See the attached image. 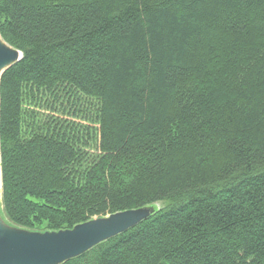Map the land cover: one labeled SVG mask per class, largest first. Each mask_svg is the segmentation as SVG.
Segmentation results:
<instances>
[{"label":"trees","instance_id":"trees-1","mask_svg":"<svg viewBox=\"0 0 264 264\" xmlns=\"http://www.w3.org/2000/svg\"><path fill=\"white\" fill-rule=\"evenodd\" d=\"M0 36L9 223L151 205L60 264H264V0H0Z\"/></svg>","mask_w":264,"mask_h":264},{"label":"water","instance_id":"water-1","mask_svg":"<svg viewBox=\"0 0 264 264\" xmlns=\"http://www.w3.org/2000/svg\"><path fill=\"white\" fill-rule=\"evenodd\" d=\"M20 57L21 52L0 36V76ZM154 211V206L145 205L95 217L71 228L37 231L6 222L0 205V264H60L133 227Z\"/></svg>","mask_w":264,"mask_h":264},{"label":"rangeland","instance_id":"rangeland-1","mask_svg":"<svg viewBox=\"0 0 264 264\" xmlns=\"http://www.w3.org/2000/svg\"><path fill=\"white\" fill-rule=\"evenodd\" d=\"M157 205H160V203H157ZM2 216H3V214H2ZM3 219H4L6 222H8V221L5 219L4 216H3ZM46 228H48V227H47V224L44 223V222H42V223H40V224L37 226V229H39V230H37V231L44 230V229H46ZM44 231H45V230H44Z\"/></svg>","mask_w":264,"mask_h":264}]
</instances>
